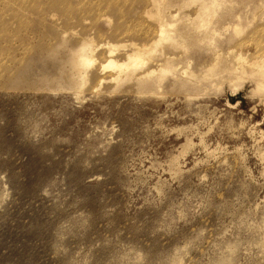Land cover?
<instances>
[{"label":"rangeland","instance_id":"374dc122","mask_svg":"<svg viewBox=\"0 0 264 264\" xmlns=\"http://www.w3.org/2000/svg\"><path fill=\"white\" fill-rule=\"evenodd\" d=\"M156 2L0 0V264H264V0Z\"/></svg>","mask_w":264,"mask_h":264},{"label":"bare ground","instance_id":"6f19581e","mask_svg":"<svg viewBox=\"0 0 264 264\" xmlns=\"http://www.w3.org/2000/svg\"><path fill=\"white\" fill-rule=\"evenodd\" d=\"M216 1V0H213ZM153 3L156 5H159L156 0H153ZM201 10L200 12L202 14L208 15L210 13L209 9H207V5L201 3ZM156 8V7H155ZM157 21H158V27H157V39L154 40L151 44V46L145 47V46H138L133 49V52L131 54H128L127 61L123 63H117L112 59H109L106 63H104L102 66L103 68H118L122 71L123 69H128L132 65H138L139 63H144L145 54L149 51L151 52L152 48L155 47V45L159 42H162L163 40H170L174 44L183 45L185 46L188 42L195 41L198 43H201L202 40L207 36L205 33H209L211 29H209L210 20H204L201 19L198 23H196L193 26L186 27H180L176 30L172 29L171 23L167 22L164 19L163 13L158 12L156 13ZM173 17V16H172ZM156 22V21H155ZM201 26L202 29L196 28V26ZM238 25V23H237ZM237 25H234V30L236 31ZM213 31V30H212ZM211 31V32H212ZM89 48V45H84L79 51H77L75 58L73 59L75 68L81 67V66H88L92 64V55L90 56L87 53V50ZM154 49V48H153ZM261 51V50H260ZM111 52V51H110ZM144 55V56H143ZM248 65L252 67V69L256 70L261 75V81H264V49H262V52L258 53L255 57L252 58L250 62H248ZM162 69V68H161ZM164 69V68H163ZM118 72L120 73V71ZM168 71L167 69H164L163 72ZM83 72V71H82ZM117 72V74H119ZM150 73H152L150 71ZM80 76V75H79ZM83 76V75H81ZM79 78H82V77ZM83 82V80H82ZM81 86V85H80Z\"/></svg>","mask_w":264,"mask_h":264}]
</instances>
